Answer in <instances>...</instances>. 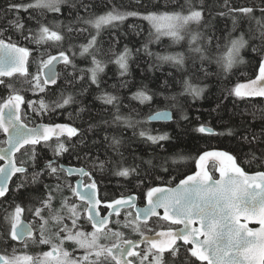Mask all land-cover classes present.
I'll return each mask as SVG.
<instances>
[{
    "label": "snow or ice",
    "instance_id": "6c2138e0",
    "mask_svg": "<svg viewBox=\"0 0 264 264\" xmlns=\"http://www.w3.org/2000/svg\"><path fill=\"white\" fill-rule=\"evenodd\" d=\"M101 3L105 10L97 12L92 11L93 7H97L94 3H84V0H32L29 3L5 0V6L0 9L3 12L0 16V76L10 77L13 73L31 75L28 67L31 50L13 41L11 36H6L9 31L19 34L24 43L35 44L37 49L49 43L63 48L66 38L69 41L74 39L72 33L77 36L87 33L86 42L78 46V55L85 59L90 57L91 67L77 69L74 63L77 45L73 43H69L57 55L49 54L46 59L41 53L37 71L32 76V90L46 95L47 86L57 84L59 74L56 66L61 61L65 69L69 66L73 69L70 74L73 79L68 81L69 85L76 79L83 81L87 77L90 84L99 89V77L104 72V65L115 63L119 76L124 77L128 73V60L132 54L127 45L122 51L114 50L119 44L116 39L109 49L111 57H105L101 37L106 30L117 28L132 17L146 21L149 26L147 42L142 45L147 55L155 56L160 63H171L186 71L187 62L191 60L188 76L177 81L183 93L191 95L193 99L200 98L204 89L192 83L191 78L196 77L198 72L208 74L204 64L215 63L224 73H228L236 64L245 62L241 50L251 47L252 52L259 57V74L247 83L236 84L230 94L237 97H264V0L239 8L233 6L231 0H224L219 7L225 10L217 15L231 17L230 29L227 25L223 29L216 28L210 20H206L205 13L211 16L212 10L205 0H163V3L159 0H135L137 7L132 11H122L125 6L113 3V0H101ZM65 7L68 11L67 24L58 19H46L47 13L63 15ZM81 8L86 15L80 14ZM257 11L260 13L258 17ZM21 12L39 13L40 19L31 14L27 17L28 21H35V28L27 27ZM241 16L254 21L255 28L250 26L246 31H240ZM129 27L135 29L139 26ZM201 28L212 31L207 34ZM142 31H138L137 35H141ZM237 31H240L239 35H235ZM164 37L170 41L168 48L186 40V52H170L167 48L163 54L151 52L148 45L162 43ZM256 40L260 43L253 46ZM139 51L141 49H137ZM197 61L201 65L199 69ZM77 71L81 74L78 78L75 75ZM127 86V82L122 81L121 87ZM112 87L115 88V85ZM95 98L105 106H113L115 111L111 120L103 119L99 124L89 123L86 130L69 123L52 122L28 127L23 120L29 118V113L22 111L21 105L27 104L33 116L44 120L50 114L49 105L44 99L26 100L19 93L0 98L3 99L0 103V132L7 135V147L0 148V161L5 162L0 164V208L7 201V208H3V218L0 220V246H3L0 264H137V261L139 264H197V261L200 264H264V171L249 174L238 165L239 158L229 152L205 150L196 159L198 170L195 173L185 176L179 183L175 182V178L168 181L169 185L175 184L174 187L163 186L164 177L170 171L165 166L167 159L159 165L148 160L149 169L140 175V165L125 166L126 159L120 152L121 137L109 136L107 131L112 125H126L134 130L139 126L140 138L160 146L159 142L167 140L168 134L152 135V130L144 128L143 124L153 120H171L169 111H155L148 115L146 121H133L131 114H121L118 96L101 91ZM153 98L146 88L138 89L131 96L141 105L152 102ZM168 99L175 101L176 96ZM60 100L62 102L55 103L51 112L72 104L75 98L72 94L65 96L62 91ZM79 111L83 112L84 109ZM182 118L187 119L185 116ZM99 125L105 126L102 129L105 132L103 140L93 139L89 144L85 132L95 134ZM195 131L207 133L210 137L223 134L216 133L204 124H200ZM53 136L56 137L54 147L51 143ZM75 137L79 139L72 143ZM254 139L243 137L249 145ZM81 145L87 149L82 157L79 154L83 151ZM105 145L111 148L114 155H109L107 150L104 159L99 154L92 155L93 148L99 153L100 147ZM41 147L51 151V156L45 159ZM69 152L76 153L77 162L83 159L84 164L75 167L60 163V158ZM18 154L25 155L27 159L17 161ZM206 160L210 161L212 172L204 167ZM225 160L229 164L225 165ZM252 160L264 168V151H261L260 156L253 153ZM217 162L218 167L215 166ZM109 168L118 177L137 174L143 186L145 206H138V197L134 193L117 199L99 194L95 172H104ZM216 172L219 178L215 177ZM69 176L77 178L75 186L68 182ZM13 177H19L15 190L11 187ZM46 178L54 183H46ZM83 178H87L88 182L85 183ZM30 186H35L38 194L28 198L29 206L24 207L23 201L15 203L16 193ZM66 190L71 193L70 196L64 194ZM10 193L12 200H8ZM76 200L83 203L78 205ZM123 208L135 210V222L128 221L129 213L122 227L138 233V240L124 238L122 231L115 230V227H121V221H113L112 216L116 214L119 217ZM81 209L86 210V219ZM25 214L31 216L32 220H26ZM150 218L183 227L161 226V230L149 235L142 230L139 222L147 223ZM249 222H255L258 227H250ZM89 225L91 231L87 230ZM29 240L33 245L47 246L49 250L29 254L26 251ZM17 241L23 243L25 251L13 247L12 254L8 255L7 245ZM69 245L72 246L71 251L68 250ZM141 245L145 247L141 248ZM78 250L82 255H77Z\"/></svg>",
    "mask_w": 264,
    "mask_h": 264
},
{
    "label": "trees",
    "instance_id": "16d2710c",
    "mask_svg": "<svg viewBox=\"0 0 264 264\" xmlns=\"http://www.w3.org/2000/svg\"><path fill=\"white\" fill-rule=\"evenodd\" d=\"M25 3L32 2V0H23ZM163 3V0H159ZM198 2V0H197ZM206 5L212 10V15L208 16L205 13L206 20H210L212 24L219 29H223L225 25L230 29L232 27L231 17H219L218 12L225 9L219 7L224 3V0H205ZM258 0H231V4L236 8L249 7ZM84 3H94L97 7H93L92 11H104L101 0H84ZM115 4H122L125 8L121 10H136L135 0H113ZM5 6V0H0V9ZM81 15H86L83 8L79 10ZM31 14L36 19H40L38 12H21L20 15L27 24V27L35 28V21H28L27 17ZM3 12L0 11V16ZM14 15V14H13ZM260 15L259 11L256 16ZM72 18H75L73 13ZM46 19L51 21L58 19L63 21L64 24L68 23V11L65 7L63 15H54L52 13L46 14ZM130 25H138V28H131ZM255 28V22L249 21L246 17L239 18L240 31H246L249 27ZM80 27V25H76ZM195 28V25H193ZM142 31L141 35L137 32ZM149 26L146 21H141L138 18L129 17L123 24H119L117 28L106 30L101 37L102 51L105 57H111L109 49L115 43L116 39L119 44L116 51H122L125 45L131 49V56L129 57L128 73L124 77L119 76L118 66L115 63H106L104 65V72L100 74L101 86L98 89L95 85H91L89 79L86 77L83 81L76 79L71 85L68 84L69 80L73 77L70 75L73 72L71 66L65 69L63 62L58 66L59 79L56 85L47 86V94H39L33 92L34 83L32 76L35 75L34 71L37 70L40 54H44L46 59L49 54L55 55L59 51L66 49L69 43L77 45L75 51L77 56L74 63L77 69L90 68V57L85 59L78 55L79 45L85 43L87 33L77 36L72 33L74 39L69 41L67 38L64 41L63 48L56 44L41 45L39 49L35 44H27L22 41L19 34L9 31L6 36H11L13 41L20 43L21 46L28 47L31 50L29 57V74L13 73L10 77H5L4 82L0 83V98H6L10 93H19L25 97L26 100L38 101L41 98L49 105L50 114L44 119L48 122H55L58 120L68 122L71 126L77 127L81 130H86L89 123L99 124L103 119L111 120L112 113L115 111L113 106H105L100 100L95 97L101 91H107L111 94L118 96L120 112L124 116L131 114L133 121L140 120L146 121L149 114L152 112L169 109L171 111L172 119L168 121H147L143 124L146 129H151L152 135L168 134V139L159 142L160 146L146 142L140 138L138 133L141 128H129L126 125L109 126L107 134L109 136L116 135L121 137L122 145L120 152L123 153L126 164L125 166L138 164L140 165V175H143L145 170L149 169L146 163L152 160L154 165H159L167 159L165 165L170 169L167 176L164 177L165 184L169 185L168 181L175 178V182L192 174L196 169V159L199 154L205 150L226 151L238 157V165L246 171L264 170L260 167L257 161L252 160V154L260 156L261 151H264V98L259 97H237L230 94L236 84L250 79L257 75L259 72V57L252 52L251 47L241 50V56L244 58V63L236 64L228 73H224L219 69L215 63H205L204 67L207 70V75L203 72H198L196 77L191 78V82L197 84L204 89L200 98L193 99L187 93H183L182 86L177 81H182L188 76L190 71L191 60H188V70L181 69L173 66L171 63H160L156 60L155 56H149L142 50V45L147 42ZM207 34H210L212 29H203ZM237 31L235 35H239ZM27 34V32H25ZM219 35V32H217ZM170 41L167 37L162 38V43H151L148 45L149 50L153 53H164L165 49L170 52H186L187 41H181L179 45H173L168 48ZM259 40L255 41L253 46L259 45ZM137 49L141 51L137 52ZM71 55V53H67ZM114 59V57H113ZM200 63L197 61V68H200ZM78 78L81 74L79 71L75 73ZM30 82L25 83L26 78ZM122 81H126L128 86L121 87ZM167 81V84H165ZM115 85V88L112 86ZM10 86V87H9ZM140 88H146L149 95H153V101L141 105L139 101L131 99L132 93ZM87 89V91H85ZM66 96L72 94L75 98L74 102L66 105L62 109L55 108V103L62 102L60 100L61 92ZM176 96L173 101L168 97ZM3 99H0V103ZM175 105V106H174ZM26 112L29 113L31 122L38 119L32 117L27 104H24ZM83 108L84 111L79 110ZM23 110V111H25ZM79 113V114H78ZM187 117V119L182 118ZM204 124L214 129L216 133H223L222 135L209 136L207 133H199L195 129ZM105 126L99 125V128L93 132H85L90 144L93 139L103 140L105 132L102 130ZM232 130L229 133V130ZM134 131L136 135H134ZM0 132V136H2ZM243 137L252 139V144L249 145L243 140ZM79 137H75L72 143H76ZM56 141V140H54ZM259 141V144H257ZM55 146V145H54ZM83 151L79 154L83 156V152L87 151L83 146H80ZM108 151L109 155H114L111 148L107 146L100 147L99 153L95 148L92 149V155H100L104 159V152ZM42 155H47L48 150L41 147ZM135 157V160H134ZM184 157L185 159H180ZM118 158V157H116ZM76 160V153L69 152L63 156V161L74 162ZM173 160L176 162L173 163ZM81 161L84 163L83 159ZM90 166V164H89ZM104 172L96 173V178L102 186H105L103 193L115 198L117 196L125 195L127 193L136 192L143 193L142 185L139 183L136 173L129 177L115 176L109 168L107 174ZM46 183H52L49 180ZM147 183V182H146ZM38 194V189L35 186H30L27 189H22L16 193L17 199L26 203L29 197ZM13 196L10 193L8 200H12ZM183 259V255L181 256Z\"/></svg>",
    "mask_w": 264,
    "mask_h": 264
},
{
    "label": "flooded vegetation",
    "instance_id": "af4514ba",
    "mask_svg": "<svg viewBox=\"0 0 264 264\" xmlns=\"http://www.w3.org/2000/svg\"><path fill=\"white\" fill-rule=\"evenodd\" d=\"M59 66V65H58ZM5 77H7V76H0V83L2 84L3 82H4V78ZM30 82V80H29V78L27 77L26 78V81H25V83H29ZM34 83V82H33ZM21 109H22V111L23 110H25V106H24V104H22L21 105ZM24 112H26V110L24 111ZM30 114H31V112H30ZM31 116L32 117H34L32 114H31ZM27 125H29V126H33V125H35L36 123H38V122H48V121H45V120H38V119H36V120H34V121H32V123L31 122H28V121H31V119L30 118H28V119H24L23 120ZM55 122H62V123H68V122H65V121H61V120H58V121H55ZM55 122H52V123H55ZM2 136H0V146H4L5 145V135H4V133L2 132ZM65 136H66V134H65ZM54 140H56V137H53L52 138V141H51V143H52V145H53V147H54V145L56 144V141H54ZM51 156V151H48L47 152V155H43V157L46 159V158H48V157H50ZM16 159H17V161H19V160H25V159H27V157L25 156V155H20V154H18L17 156H16ZM74 162H65V161H63V157L62 158H60V163H63V164H65V165H70V166H75V167H79V166H81L82 164H84L82 161H79V162H76L75 160H73ZM2 163V161H0V164ZM216 166V165H215ZM28 167H29V169L31 170V164L29 163L28 164ZM90 167V166H89ZM197 170V169H196ZM195 170V171H196ZM208 170L210 171V172H212L213 171V167H212V165H211V163H209V165H208ZM107 172H108V170H106ZM194 171V172H195ZM107 172H105L106 174H107ZM96 173H100L99 171H96L95 172V179L97 180V178H96ZM214 175H215V177L217 176V172L216 173H214ZM76 177H72V176H69L68 177V182H71V184L73 185V186H75L76 184ZM84 179V182L85 183H87L88 181H87V178H83ZM18 180H19V177H13V181L14 182H12L11 183V187L13 188V190H15V187H16V182H18ZM50 181V182H52V183H54V181L53 180H50V179H47L46 178V180H45V182L46 181ZM98 181V180H97ZM98 185H99V194L101 195V196H107L109 199H115V198H118V197H121V196H123V195H121V196H117V197H115V198H112L111 196H109V195H106L105 193H103V191H104V189H105V186H102L100 183H99V181H98ZM131 193H134V194H136L137 195V197H138V199H137V202L139 203V204H144L145 203V201H146V199H145V197H144V195H143V193H136V192H131ZM66 196H70L71 195V193L69 192V191H65V193H64ZM127 194H130V193H127ZM126 195V194H125ZM78 205H80V204H82L83 202H81V201H79V200H76L75 201ZM15 203H21V201H19V200H15ZM23 206L24 207H28L29 206V201H27L26 203H24L23 202ZM59 206V204H57V207ZM3 208H7V201H5L4 202V205H3ZM3 208H0V220H2V218H3ZM81 211L83 212V215H84V217H85V219H86V217H87V212H86V210L85 209H81ZM128 213H131L132 214V216H133V218H135V213H134V211H133V209H131V208H123V209H121V214H120V216L119 217H117L116 216V214H113V216H112V220L113 221H115L116 219H119L120 221H121V227H115V230H117V231H122L123 233H124V238H127V239H137V238H139V234L138 233H133V232H129L128 230L129 229H125V228H123L122 227V225H123V221H122V218L124 217V216H126ZM25 218H26V220H28V221H31L32 220V217L31 216H28L27 214H25ZM134 222H135V219H134ZM140 224H141V226L143 225L144 227L146 226V227H148V229H146V230H143V231H145V233H154L155 231H159V230H161V226H163V227H167V226H171V227H173V228H176V227H180L181 225H171L170 224V222H165V221H159L157 218H150V220H149V222H147V223H145L144 221H140L139 222ZM35 227L37 228V234H38V229H39V225L37 224V225H35ZM145 227V228H146ZM149 229H152V231L151 232H149L148 230ZM87 230L88 231H91V227H90V225L87 227ZM115 238H113V240H114ZM13 247H15L18 251H25V249H24V245H23V243H21V242H12V243H9L8 245H7V254L8 255H11L12 254V250H13ZM141 248H144L145 247V245H141L140 246ZM2 248H3V246H0V250H2ZM71 248H72V246L71 245H69L68 246V250L69 251H71ZM47 250H49V248L47 247V246H38V245H33L32 243H31V241L29 240L28 241V248L26 249V251L29 253V254H33V255H35V254H37V253H40V252H42V251H47ZM77 255H82V253L78 250L77 251ZM137 264H139V261H137ZM197 264H200V262L199 261H197ZM204 264H206V262H204Z\"/></svg>",
    "mask_w": 264,
    "mask_h": 264
},
{
    "label": "water",
    "instance_id": "95a60500",
    "mask_svg": "<svg viewBox=\"0 0 264 264\" xmlns=\"http://www.w3.org/2000/svg\"><path fill=\"white\" fill-rule=\"evenodd\" d=\"M57 55V54H56ZM62 62V61H61ZM60 62V63H61ZM59 63V64H60ZM59 64H57V66H56V70H57V67H58V65ZM58 72V71H57ZM259 74V72L257 73V75ZM255 78V76L254 77H252V78H250V79H247V80H244V81H242V82H240V83H247L248 81H250V80H252V79H254ZM48 86H52V85H48ZM248 98H250V97H248ZM252 98V97H251ZM259 98H264V97H259ZM164 110H167V111H169V113L171 114V111L169 110V109H161V110H158V111H164ZM152 113H154V112H152ZM150 115V114H149ZM172 116V115H171ZM153 121H157V120H153ZM159 121H168V120H159ZM24 122V121H23ZM25 123V122H24ZM38 123H48V122H38ZM38 123H36V124H38ZM55 123H62V122H55ZM26 124V123H25ZM35 124V125H36ZM35 125H33V126H29V125H27L28 127H34ZM4 135H5V142H6V140H7V135L4 133ZM53 137H55V136H53ZM7 147V145H6V143H5V145L4 146H0V148H6ZM2 163H5L4 161H2ZM1 163V164H2ZM209 163H210V161H208V160H206L205 161V165H204V167L208 170V165H209ZM224 163H225V165H227V164H229V162L227 161V160H225L224 161ZM66 166H70V165H66ZM219 166V162H217L216 163V167H218ZM240 166V165H239ZM241 167V166H240ZM198 170V169H197ZM196 170V171H197ZM195 171V172H196ZM256 171H264V170H255V171H246L245 170V172H247V173H249V174H252V173H255ZM194 172V173H195ZM216 178H219V173L217 172V176H216ZM182 179H184V178H182ZM181 180V179H180ZM176 183H179V180L176 182ZM76 184V183H75ZM163 186H172V187H174L175 186V184H172V185H163ZM128 194H126V195H123L124 197H126ZM118 198H120V197H118ZM115 199H117V198H115ZM137 204H138V206H140V207H143V206H145V204H146V201H145V203L144 204H139L138 202H137ZM133 211H134V213H135V210L133 209ZM160 211V213H161V215L163 214V210L161 209V210H159ZM150 220V219H149ZM243 222V221H242ZM196 226H198V225H196ZM249 226L250 227H258V225L257 224H255V222H249ZM180 227H183V225H181ZM146 234H149V235H151V234H154V233H146ZM140 238V237H139ZM139 238H137V240L139 239Z\"/></svg>",
    "mask_w": 264,
    "mask_h": 264
},
{
    "label": "rangeland",
    "instance_id": "374dc122",
    "mask_svg": "<svg viewBox=\"0 0 264 264\" xmlns=\"http://www.w3.org/2000/svg\"><path fill=\"white\" fill-rule=\"evenodd\" d=\"M36 71H37V70H35L34 73H35ZM128 214H129V213H128ZM128 214H127V215H128ZM127 215H126V216H127ZM122 221H123L124 223L126 222V221H125V216L122 218ZM128 221L134 223V218H133L132 214H131L130 216H128ZM141 227H142V230H146V229H148V227L145 226V227H146V228H145L143 225H142ZM128 229H129V230H128L129 232H133L131 228H128ZM133 233H134V232H133Z\"/></svg>",
    "mask_w": 264,
    "mask_h": 264
}]
</instances>
